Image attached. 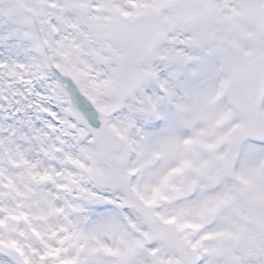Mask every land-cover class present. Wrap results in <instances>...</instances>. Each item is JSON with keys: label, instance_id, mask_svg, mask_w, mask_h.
<instances>
[{"label": "snow or ice", "instance_id": "1", "mask_svg": "<svg viewBox=\"0 0 264 264\" xmlns=\"http://www.w3.org/2000/svg\"><path fill=\"white\" fill-rule=\"evenodd\" d=\"M0 264H264V0H0Z\"/></svg>", "mask_w": 264, "mask_h": 264}]
</instances>
